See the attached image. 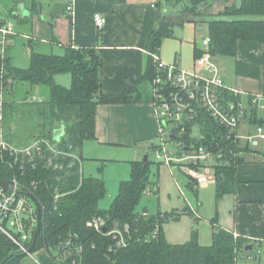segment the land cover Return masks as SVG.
<instances>
[{
  "label": "trees",
  "instance_id": "1",
  "mask_svg": "<svg viewBox=\"0 0 264 264\" xmlns=\"http://www.w3.org/2000/svg\"><path fill=\"white\" fill-rule=\"evenodd\" d=\"M181 1L165 0L167 4ZM209 2L187 0L183 11L195 16L204 15V8ZM203 22L208 26L211 39L209 51L213 57H234L240 40L264 43V0H240L238 4L226 7L217 18ZM174 27L175 23L163 17L149 36L148 50L160 53L163 41L174 36ZM28 46L30 62L26 68L17 67L9 53L6 57L8 75L15 80L7 95V107L17 105L25 119L31 120L33 117L36 120L39 132L34 134L33 139L54 140L55 130L63 128L60 148L77 153L81 159H84L85 143L97 139L98 104L141 102L142 95L137 86L145 80L152 81L156 72L154 61L150 58L146 72L136 78L130 88L104 91L101 82L103 62L99 49L66 46L62 54L44 52L36 39H29ZM202 52V49H197L196 56L199 57ZM65 73L71 76L69 86L55 79L57 75ZM235 73L259 77L261 69L256 64L237 61ZM23 83L47 86L48 98L40 102L28 98L17 101L13 96L14 87ZM226 97L228 100H241L240 96L236 97L228 91ZM248 107L245 120L256 126L263 125L264 119L258 116L257 106L248 101ZM197 127L198 135L188 126L182 139L186 144L195 143L213 153L216 198L219 200L235 192L237 165L252 147L247 140L236 138L226 126L204 110L200 112ZM154 146L153 143L151 148ZM6 158L0 160V181L16 176L26 184L36 183L33 192L42 208V229L33 252L47 248L55 258L56 251L69 248L75 251L77 264H237L239 257L252 253L253 245L249 241L235 237L231 231L216 223L209 246L199 243L196 230L185 243L169 242L164 224L177 219L180 212L160 211L154 215H144L137 211L141 197L147 188L153 187L150 158L146 164L142 160L132 162L131 178L121 182L119 192L108 209L99 208V201L107 194L105 180L102 176H86L80 170L78 161L72 167L65 166L63 169L42 163L35 166L28 163L23 169L10 155H6ZM61 160L67 165L71 161L68 157ZM190 183H193L192 179ZM57 192L60 196L56 199ZM154 192H158V187ZM98 216L107 220L108 228L125 224L130 226L125 246H117L110 236L88 225V221ZM67 242H70V246L66 248ZM248 245H251L250 250H246ZM24 256L18 245L0 234V264L5 259V264H19Z\"/></svg>",
  "mask_w": 264,
  "mask_h": 264
},
{
  "label": "crops",
  "instance_id": "2",
  "mask_svg": "<svg viewBox=\"0 0 264 264\" xmlns=\"http://www.w3.org/2000/svg\"><path fill=\"white\" fill-rule=\"evenodd\" d=\"M239 2L240 0H210L204 8L206 20L217 18L226 7ZM70 3L74 6L72 15L66 10ZM96 13L107 19L103 30H99L95 24ZM163 17L175 23V27L174 36L163 41L160 57L169 63L178 62L186 69H194L197 49L203 48L198 33L204 27L208 29L207 23L196 21L191 13L170 10L165 0H0V19L14 24L16 36L25 40L23 45L27 48L29 39H36L41 48L48 45L51 52H54V46L60 47L62 51L66 46L99 49L103 62L101 82L104 91L128 89L136 78L146 72L149 59L153 60V53L148 50L149 36ZM177 26L181 30L176 33ZM186 26L192 28L191 31L188 32ZM16 36L9 55L15 46ZM214 60L228 87L263 95L261 104L256 106L258 116L264 119V108L261 106L264 105V43L240 40L236 56H216ZM237 61L258 65L261 69L260 76L237 75ZM137 87L142 95L141 102L98 104L97 139L93 140L96 146L130 148L135 157H138L145 153L142 144H148L150 148L153 143L156 144L159 121L154 107L153 85L150 80H145ZM240 98L248 106L250 98L246 94L240 95ZM258 127L264 131V123L256 126L246 119L239 132L241 135H256ZM256 139L258 144L255 146L244 139L250 143L252 150L237 165L235 192L219 199L216 202V213H209L208 216L201 215L195 203L192 204L183 195V188L178 186V180L171 173L172 166L157 163L161 172L158 182H152V186L158 187L160 203L165 202V208L158 212L176 210L181 213L177 219L164 224L165 236L169 242L185 243L196 230L199 243L209 246L213 241L216 223L231 231L235 237L249 241L253 249H261L264 253V138ZM259 145L261 147L256 148ZM213 184L216 185L210 183L200 186L208 188ZM193 185L198 184L193 181L189 187L192 188ZM197 198L198 205H204V201L199 200V195ZM19 264L57 262L47 248H41L24 256Z\"/></svg>",
  "mask_w": 264,
  "mask_h": 264
},
{
  "label": "built area",
  "instance_id": "3",
  "mask_svg": "<svg viewBox=\"0 0 264 264\" xmlns=\"http://www.w3.org/2000/svg\"><path fill=\"white\" fill-rule=\"evenodd\" d=\"M66 10L72 15L73 4H68ZM94 21L97 28L103 30L107 19L96 13ZM16 34L12 22L0 19V160H6V155H10L15 163H20L21 168L28 163L33 166L42 163L55 169L72 167L78 161L82 171L83 163L80 156L75 152L61 149L60 140L37 138L18 147L6 139L7 95L15 83L14 78L8 75L6 57ZM199 40L203 45V52L196 57L195 68L192 70L182 67L178 62L169 63L163 60L159 53H153L156 72L151 83L154 90L155 112L159 121L158 143L153 149L157 162L168 166L184 163L182 167L193 181L198 185H208L216 182V174L212 166L214 155L203 146L184 143L182 136L186 132V127L190 126L194 130L197 127L200 112L204 110L220 124L226 126L236 138L247 139L257 145L256 138H264L263 129L258 127L256 135H241L239 128L247 115V103L242 99L228 100L226 93L228 91L236 97L246 94L255 105L261 104L263 95L228 87L209 51L210 37L203 36ZM42 100L40 97L32 99L39 102ZM261 106L264 108V105ZM169 143H173L174 148H168ZM62 157L71 159L68 165L61 160ZM4 182L8 187L6 189L0 187V234L11 239L25 253L32 242L38 222L37 206L27 194L34 195L36 183L33 181L31 184H26L16 176ZM154 189L156 187H149L145 193H153ZM59 196L60 193L57 192L55 198ZM88 225L110 236L117 246L127 244V238L130 235L128 224L108 228L107 220L98 216L88 221ZM157 231L158 227L156 233ZM65 246L66 248L70 246V242L65 243ZM262 254H264L262 250L257 248L256 253L252 252L249 257L259 258ZM74 256V250L63 248V251H56L55 261L57 264H77Z\"/></svg>",
  "mask_w": 264,
  "mask_h": 264
},
{
  "label": "rangeland",
  "instance_id": "4",
  "mask_svg": "<svg viewBox=\"0 0 264 264\" xmlns=\"http://www.w3.org/2000/svg\"><path fill=\"white\" fill-rule=\"evenodd\" d=\"M187 0H182L181 2H172L167 5L170 7V10L186 13L183 11V7ZM191 13V12H188ZM194 15L193 13H191ZM167 18V17H165ZM194 18L198 22H203L207 18L205 15L195 16ZM180 27H176L175 31H180ZM187 31H191L192 28H187ZM208 36V29L204 27L200 33H198V38ZM37 41V40H36ZM25 42L22 37L16 36L15 38V46L12 49L11 56L13 63L20 68H26L30 62V50L23 45ZM45 46V47H44ZM42 49L44 52H51V49L48 48V45H44ZM55 53L62 54V50L60 47H53ZM57 82L71 84V76L68 73L60 74L57 78L55 77ZM68 85V86H69ZM15 93L14 98L17 101H23L28 98V100H32L34 97H40L42 99H46L49 96V88L43 85H33L30 83L16 84L14 87ZM29 108H27L28 110ZM32 110V109H31ZM33 116V114H32ZM25 119L24 115L17 108V105L13 107H7L5 111V136L8 141L12 144L18 145L26 143L28 140H32L34 134L39 132L36 120ZM194 134L198 135V127L194 128ZM34 140V139H33ZM244 140V139H243ZM158 143V140H155ZM30 143V142H29ZM147 143V142H146ZM28 144V143H27ZM23 145H18L21 147ZM97 145V144H96ZM95 142L87 141L83 147L84 153V174L86 176H102L105 180L107 187V194L104 198L99 201V208L108 209L114 199L116 198L120 184L122 181L131 178L132 173V162L136 160H142L144 155L149 154V158L152 161L150 164V180L153 183L158 182L159 180V172L158 170V162L155 158L154 149L150 148L148 144H142V149L145 151L144 154L135 157L134 151L130 148H120L114 146H105L99 147L96 146ZM255 146V145H254ZM168 148H174L173 143H169L167 145ZM261 146H256V148H260ZM94 158V159H93ZM158 163V164H157ZM184 164V163H183ZM183 164H178L176 166H172L171 173L178 180V186L183 188V195L187 196L188 199L195 205V207L201 212V215L208 216L209 213H216L217 206L216 202L218 201L216 198V185H211L208 188H202L200 185H193L192 188L189 187L191 184V179L187 175V173L183 169ZM168 166V165H167ZM170 167V166H169ZM156 187V186H153ZM200 197V201H204V205H198L197 197ZM186 197V198H187ZM165 202L160 203L158 194L153 192L150 194L144 193L140 199L139 204L137 205V211L144 215H154L157 214L159 210L165 208ZM191 206V205H190ZM257 249H253L252 252L256 253ZM237 264H264V254L261 257H249V256H241L239 257Z\"/></svg>",
  "mask_w": 264,
  "mask_h": 264
},
{
  "label": "water",
  "instance_id": "5",
  "mask_svg": "<svg viewBox=\"0 0 264 264\" xmlns=\"http://www.w3.org/2000/svg\"><path fill=\"white\" fill-rule=\"evenodd\" d=\"M63 134H64V129L60 128V129L55 130L54 137L56 140H60V138H61V136H63ZM148 160H149V156L147 154L144 155V158L142 159L143 163L146 164L148 162ZM0 187L3 189H6L8 187V185L6 182L0 181ZM27 194L35 202V204L37 206L38 222H37L35 232L33 234L32 242L28 248V251L25 252L24 255H28L34 251L36 244H37V241H38L39 233L41 232V229H42V208H41L40 204L38 203L36 197L33 194H31V193H27ZM250 248H251V245H248L246 247V250H250ZM6 260L7 259L2 261L1 264H5Z\"/></svg>",
  "mask_w": 264,
  "mask_h": 264
}]
</instances>
